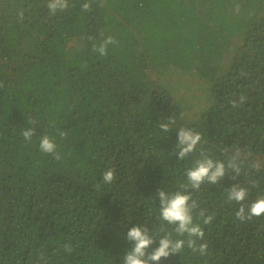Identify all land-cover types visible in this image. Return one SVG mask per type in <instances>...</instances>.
<instances>
[{"label": "trees", "instance_id": "obj_1", "mask_svg": "<svg viewBox=\"0 0 264 264\" xmlns=\"http://www.w3.org/2000/svg\"><path fill=\"white\" fill-rule=\"evenodd\" d=\"M84 2L51 15L47 0H0V264H123L132 226L172 232L157 189L186 183L200 148L225 163L239 149L242 172L192 193L207 255L185 246L158 264H264V215L241 222L226 199L234 183L249 189L245 205L264 195V0ZM109 35L119 43L99 56L93 44ZM179 127L203 137L183 160ZM45 134L60 160L39 150Z\"/></svg>", "mask_w": 264, "mask_h": 264}, {"label": "clouds", "instance_id": "obj_2", "mask_svg": "<svg viewBox=\"0 0 264 264\" xmlns=\"http://www.w3.org/2000/svg\"><path fill=\"white\" fill-rule=\"evenodd\" d=\"M93 0H85L80 5L81 11L89 12L92 10ZM99 6H103L106 0H95ZM46 7L51 15L57 12H64L69 7V0H47ZM236 11H239V5H236ZM24 10L18 12V16L23 19ZM91 40L92 37H89ZM118 41L111 35L105 37L98 45L93 44L92 50L99 56H107L110 45H118ZM0 87L3 84L0 83ZM246 102V96L240 94L238 99L231 101L232 107H237ZM29 123H32L31 121ZM158 127L164 133L172 130L176 124V118L169 116L167 119L157 122ZM26 142L31 141L35 135L33 128H26L22 131ZM58 135L64 138L67 133L58 131ZM177 143L174 154L177 159L183 160L186 156L197 151V146L203 140L201 133L186 127H179L176 130ZM39 150L45 154H51L54 159L60 160L61 153L57 151V145L53 138L45 134L39 138ZM227 151V150H225ZM242 159L239 149L235 153L227 156V163L222 160H215L203 148L199 149L198 156L192 161V165L185 169L186 183H181L179 189L173 192H166L162 188L157 189L159 201V219L168 225L173 226L172 232L166 231L163 227L160 229L164 234L157 240L150 234L147 225L132 226L126 234V240L130 243V249L123 256V264H158L164 258L171 255H178L185 246L192 252H198L201 256L207 255V242L198 243L204 240V231L200 222H194L193 211L198 208V202L193 198L192 193L198 192L204 183L218 184L231 170L234 175L230 179L235 181L242 172ZM254 169L259 170V165L254 163ZM104 184H111L115 179V169L107 168L102 173ZM257 181L252 182V187L257 186ZM226 199L229 203L235 202L239 205L235 212L236 219L241 222L251 220L253 217L264 215V195H258L249 204L243 202L249 196V189L240 183H234L226 189ZM202 223L208 225L211 223L213 216L205 215L204 210L199 212ZM173 232L178 238H173ZM158 241V247L148 251L150 246ZM66 252H71L70 244L64 245Z\"/></svg>", "mask_w": 264, "mask_h": 264}]
</instances>
